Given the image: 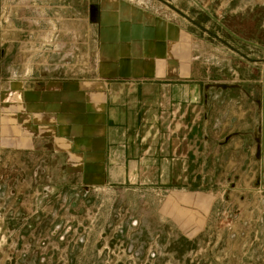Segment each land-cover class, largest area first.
Listing matches in <instances>:
<instances>
[{
    "label": "rangeland",
    "instance_id": "374dc122",
    "mask_svg": "<svg viewBox=\"0 0 264 264\" xmlns=\"http://www.w3.org/2000/svg\"><path fill=\"white\" fill-rule=\"evenodd\" d=\"M125 66L200 89L159 117L176 182H80L12 99ZM263 134L264 0H0V264H264Z\"/></svg>",
    "mask_w": 264,
    "mask_h": 264
},
{
    "label": "crops",
    "instance_id": "0c3cea01",
    "mask_svg": "<svg viewBox=\"0 0 264 264\" xmlns=\"http://www.w3.org/2000/svg\"><path fill=\"white\" fill-rule=\"evenodd\" d=\"M119 72L116 79L118 71L108 67L104 72L107 77L95 82V87L87 84L76 89L70 84L46 86L38 94L23 92L25 86L12 83V99L24 102L25 94L29 100L35 99L34 103L28 101L22 105L28 109L31 120L41 121L37 124L34 121L29 130L36 129L42 133L40 136L54 139L57 152L54 157L62 156L65 172L75 174L82 183L121 184L133 175L142 176L149 171L151 178L158 182L159 179L178 181V169L182 167L183 171L187 163L184 151L183 159L176 157L179 147L173 139H182L183 145L191 132L182 129L164 132L158 128L159 117L161 113L170 116L175 106H188L192 96L194 100L199 96L200 89L192 88L189 83L158 80L155 76L156 79L145 80L141 70L132 71L126 66ZM93 89L97 92H92ZM56 118L57 123L48 122ZM13 132L17 134V129ZM26 135L18 134V141H24ZM160 137L173 141L168 142L166 153L160 152Z\"/></svg>",
    "mask_w": 264,
    "mask_h": 264
},
{
    "label": "water",
    "instance_id": "95a60500",
    "mask_svg": "<svg viewBox=\"0 0 264 264\" xmlns=\"http://www.w3.org/2000/svg\"><path fill=\"white\" fill-rule=\"evenodd\" d=\"M261 153H262V154L259 153V155H260V157H261L260 159L263 160V159H264V138H263V140H262ZM261 155H262V156H261ZM262 169H263V167H262ZM44 191H45V193H47V189H45Z\"/></svg>",
    "mask_w": 264,
    "mask_h": 264
},
{
    "label": "built area",
    "instance_id": "2783aa9c",
    "mask_svg": "<svg viewBox=\"0 0 264 264\" xmlns=\"http://www.w3.org/2000/svg\"><path fill=\"white\" fill-rule=\"evenodd\" d=\"M52 114H54V113H52ZM69 144H70V143H69ZM69 149H70V147H69ZM69 149H68V150H69ZM263 180H264V179H263V174H262V175H261V180H259L258 183H260L259 185H260L261 189L264 191V185H263V183H262ZM106 185H107V184H106ZM102 186H104L105 188H107L105 185H102ZM104 187H103V188H104ZM68 231H69V230H68Z\"/></svg>",
    "mask_w": 264,
    "mask_h": 264
}]
</instances>
